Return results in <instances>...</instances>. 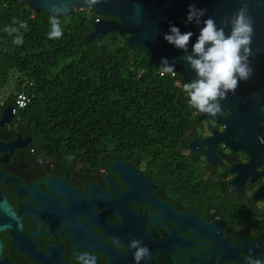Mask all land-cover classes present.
Returning a JSON list of instances; mask_svg holds the SVG:
<instances>
[{"label": "flooded vegetation", "instance_id": "obj_1", "mask_svg": "<svg viewBox=\"0 0 264 264\" xmlns=\"http://www.w3.org/2000/svg\"><path fill=\"white\" fill-rule=\"evenodd\" d=\"M243 1L258 15L252 50L264 58V0ZM188 106L196 125L182 137L183 148L170 153L169 166L115 154L54 159L13 113L0 127V264H77L84 252L96 264H134L132 239L150 249L140 264L264 259V176L252 182L250 175L237 193L231 168L249 163L250 156L220 141L225 125L197 121L198 110ZM220 116L227 119L230 112ZM213 136L208 157L209 146L199 143ZM248 171L261 174L264 161Z\"/></svg>", "mask_w": 264, "mask_h": 264}, {"label": "trees", "instance_id": "obj_2", "mask_svg": "<svg viewBox=\"0 0 264 264\" xmlns=\"http://www.w3.org/2000/svg\"><path fill=\"white\" fill-rule=\"evenodd\" d=\"M13 18L28 25L19 46L4 32ZM49 19L25 3L0 0L2 108L14 107L18 93L31 95L15 120L54 159L115 154L171 165L172 150L183 148L182 137L196 125L183 79L147 66L149 57L127 45L128 34L112 32L88 43L99 19L89 10L59 18L60 38H48Z\"/></svg>", "mask_w": 264, "mask_h": 264}, {"label": "water", "instance_id": "obj_3", "mask_svg": "<svg viewBox=\"0 0 264 264\" xmlns=\"http://www.w3.org/2000/svg\"><path fill=\"white\" fill-rule=\"evenodd\" d=\"M14 1L27 4L33 12L43 11L49 16L53 5L60 3V0ZM244 2L243 0H101L99 4L89 9L83 0H67L69 11L59 18L67 17L79 9L91 11L99 19L92 23V28L87 34L88 43L99 40L112 32L120 36L128 34L127 45L143 51L149 57L147 66L163 70L161 67L162 58H166L170 63L174 61L175 69L172 73L177 74L187 83L195 77V73L181 59L184 53L163 39V35L169 32L170 25L178 27L181 33L188 31L193 33L188 45L190 52L192 44L196 42L200 33V28L203 27V23L199 26L194 22L185 23L190 4L206 10L204 17L201 18L202 21L212 17L217 26H220L221 20L232 16ZM248 10L254 26L259 20L258 15L256 12L250 11L249 7ZM229 31L230 29L225 27V32ZM254 53L252 50V55L249 57L250 66L253 68L251 78L247 82H240L235 94H229L227 99L221 102L222 110H228L230 116L222 120L220 114L212 118L207 114L199 113L197 118V121L210 118L225 125L220 141L225 142L233 151L240 150L250 156L249 163L231 168L234 177L230 185L236 187L237 193L241 191L250 175L252 182L258 176H264V171L261 174L248 171L250 165L264 161V143L258 140V137L264 138V125L262 124L264 111H261V108L264 107V58H260ZM256 83H259L257 88L255 87ZM186 103L190 105L189 97L186 99ZM13 113L11 107L3 109L0 127L11 120ZM215 137L199 143V145L209 146L206 152L208 157H211L215 147ZM195 143L196 140L190 144L194 152L199 147H195ZM257 197L258 194L255 198Z\"/></svg>", "mask_w": 264, "mask_h": 264}, {"label": "clouds", "instance_id": "obj_4", "mask_svg": "<svg viewBox=\"0 0 264 264\" xmlns=\"http://www.w3.org/2000/svg\"><path fill=\"white\" fill-rule=\"evenodd\" d=\"M100 2L101 0H83L89 9ZM68 11L67 0H60L59 4L53 5L49 19L50 31L47 33L49 39L62 36L59 17ZM205 12V9L196 8L194 4H190L187 9L186 24L194 22L199 26L203 23L190 52L188 45L193 36L191 31L181 33L178 27L170 25L169 32L163 35V39L184 53L181 59L195 73L190 82L183 84L189 104L199 113L214 118L222 111L221 102L227 99L229 94L234 95L239 83L247 82L253 74L249 57L252 55L254 29L246 2L242 3L232 16L222 19L220 26H217L212 17L202 21ZM225 27L230 31L226 33ZM21 30H28V25L15 18L11 25L4 28V32L13 37L12 43L16 46L23 43ZM161 67L164 73H171L175 69V62L170 63L166 58H162ZM261 111H264V107ZM258 140L264 143V138L258 137ZM112 244L119 247V238L113 237ZM128 247L134 250V264H140L150 257V249L140 240L132 239ZM249 252L251 253V249ZM77 264H96V259L90 253L84 252L77 256ZM246 264H264V259L248 255Z\"/></svg>", "mask_w": 264, "mask_h": 264}, {"label": "built area", "instance_id": "obj_5", "mask_svg": "<svg viewBox=\"0 0 264 264\" xmlns=\"http://www.w3.org/2000/svg\"><path fill=\"white\" fill-rule=\"evenodd\" d=\"M176 74L171 72V76H175ZM32 102V96L28 95L24 92L18 93L15 98V106L13 107V112L16 110H23Z\"/></svg>", "mask_w": 264, "mask_h": 264}, {"label": "rangeland", "instance_id": "obj_6", "mask_svg": "<svg viewBox=\"0 0 264 264\" xmlns=\"http://www.w3.org/2000/svg\"><path fill=\"white\" fill-rule=\"evenodd\" d=\"M13 80H14V79H13ZM12 82H13V81H12ZM12 82H10V84H9V86H8V90L5 91V95H7V93L10 92V90L12 89V85H13ZM2 100H3V96H0V101H2Z\"/></svg>", "mask_w": 264, "mask_h": 264}]
</instances>
